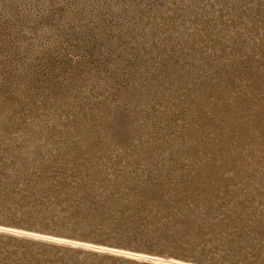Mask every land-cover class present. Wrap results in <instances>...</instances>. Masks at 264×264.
Returning a JSON list of instances; mask_svg holds the SVG:
<instances>
[{
    "label": "rangeland",
    "instance_id": "1",
    "mask_svg": "<svg viewBox=\"0 0 264 264\" xmlns=\"http://www.w3.org/2000/svg\"><path fill=\"white\" fill-rule=\"evenodd\" d=\"M0 264H264V0H0Z\"/></svg>",
    "mask_w": 264,
    "mask_h": 264
}]
</instances>
